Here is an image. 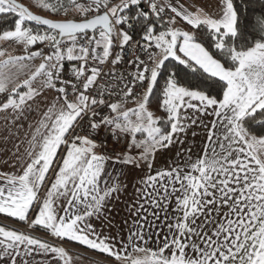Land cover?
I'll use <instances>...</instances> for the list:
<instances>
[{
	"label": "snow or ice",
	"instance_id": "6c2138e0",
	"mask_svg": "<svg viewBox=\"0 0 264 264\" xmlns=\"http://www.w3.org/2000/svg\"><path fill=\"white\" fill-rule=\"evenodd\" d=\"M70 3L81 19L43 18L17 0H0V14L14 17V27L0 32V41L22 45L26 53L0 59V94L14 85L0 100V112L26 119L42 94L32 87L37 78L57 94L37 124L29 125L28 146L16 157L21 172L0 173V214L29 222L36 209L31 230L38 226L60 241L78 242L114 264H264V11L241 28L235 0H216L214 12L195 6V0L194 11L180 0ZM38 6L67 11L65 0H38ZM248 26L258 38L249 39ZM37 43L51 51L31 50ZM126 49L135 71L127 73V82L124 73L114 80L123 85L119 92L112 81L96 91L102 66L121 64ZM36 57L41 63L17 83L28 67L22 61ZM65 62L72 64L71 79L64 77ZM107 75L116 77L111 70ZM157 89L162 95L157 109L164 117L148 107ZM129 98L136 107H125ZM203 116L214 119L204 124ZM193 126H202L207 136L195 159L191 148L183 149ZM101 127L117 140V133L123 134L128 151L115 159L137 168L151 170L157 151L181 145L178 159L150 171L137 190L144 203L163 212V218L152 213L158 227L154 223L146 230V217L145 223L133 220L127 237L117 239L96 233L89 222L120 191L118 185L100 187L106 157L96 152L94 137ZM133 149L139 152L133 155ZM49 174L54 179L41 199ZM49 253L48 264L66 256L63 247L0 226V264H33L30 257Z\"/></svg>",
	"mask_w": 264,
	"mask_h": 264
},
{
	"label": "crops",
	"instance_id": "0c3cea01",
	"mask_svg": "<svg viewBox=\"0 0 264 264\" xmlns=\"http://www.w3.org/2000/svg\"><path fill=\"white\" fill-rule=\"evenodd\" d=\"M116 2H118V0H116ZM164 2L167 3L168 0H164ZM180 3H185V6L189 7L190 11L195 10V7L190 6L192 0H187V2L186 0H180ZM215 5L216 0H195V6H203L205 10L209 12L215 11ZM10 49L11 48L8 46L9 52H11ZM36 90L42 94L35 97V101L38 103H33L32 112L27 115L26 119H12L10 110L7 112H0V173L19 174L21 172L22 161H18L16 157L17 155L23 156L25 148L28 146L27 140L30 139V134L33 131L29 125L35 126L37 124L42 118V112L45 111L55 100L57 95L54 90L44 88L42 85L38 86ZM8 91H11V87L8 88ZM37 108L40 110L38 111ZM189 113H191V110H189ZM5 117H8L7 122L5 121ZM213 119L214 117L212 116H203L204 124H208V122ZM193 132L197 133V135L193 136ZM180 139H184L183 133L180 136ZM185 142L193 144L192 146L183 145V149L186 151L188 148H191L193 159H195L197 153L202 154L203 146L207 142L205 129L202 126L191 127L187 131V139ZM17 147H19L18 153ZM180 149L181 145L177 143L168 149L157 151L155 156L158 158L154 159L153 168L149 170L146 165L137 168L117 162L115 158L106 156L97 147L96 152L106 157L104 172L100 182L101 189H104L106 186L110 187L112 185H118L120 191L118 193H113L105 202L99 218L95 215L89 218V222L94 225L96 233H102L105 236H115L117 239H119L120 236L126 238L127 230L132 226L133 220L145 223V217L147 220V223L145 224L146 230H148L149 225H153L154 223H156L158 227V222L155 221L152 213L154 211L159 212L161 218H163V212L154 208L150 204L144 203L143 198L138 196L137 190L144 188L141 181L150 174V171L154 174L158 170L166 169L172 164L173 160L178 159L176 153ZM134 150L135 152L133 155L138 153L136 149ZM120 157L122 158L123 154L120 155ZM52 179H54V177L49 174L46 178L45 185L39 192L41 199L45 197L46 188L49 186V181ZM3 183L4 177L0 176V184ZM142 203H144L143 209L140 208ZM36 211V209L32 210V214L29 217L30 220L34 218ZM169 211H171V209H169ZM135 212H138L139 215H133ZM13 224L14 223L9 220H2L0 218V226H4L9 230L23 231L26 234L30 233L20 228L19 225ZM27 228L31 230L28 225ZM30 234L36 238L46 240L54 246L63 247L65 249L66 256L64 260H58L57 264H65V260L67 261V264H114V261L106 254L103 255V253L89 249L87 246L80 245L78 242L60 241L58 238L51 237L50 234L38 231H34V233ZM149 246H154L151 241L149 242ZM52 255L53 254L49 253L48 256L39 255L30 257L29 259L33 260V264H36L37 261H44L45 264H48L49 257ZM132 255L143 254L132 253Z\"/></svg>",
	"mask_w": 264,
	"mask_h": 264
},
{
	"label": "built area",
	"instance_id": "2783aa9c",
	"mask_svg": "<svg viewBox=\"0 0 264 264\" xmlns=\"http://www.w3.org/2000/svg\"><path fill=\"white\" fill-rule=\"evenodd\" d=\"M77 2L87 3V0H77ZM72 7H74V5ZM73 18H75L77 20L81 19L80 13L77 12L75 8H69L66 11L65 19H73ZM134 39L139 40L140 36L134 35ZM40 50H43L46 53L51 51V49L47 48L45 46V44L41 45ZM113 51H114V54H116V53H119L120 50L118 48H114ZM123 56H124V61L121 64L116 65L115 67H112L111 65L102 66L104 69V73L102 74V76L97 81V86L95 89L96 91H99L100 89L104 88L105 85L109 84V82L112 81L113 83L111 84V87L115 88L116 91L119 92L120 88L123 87V85L121 84L120 86H117L114 83V80L118 79L121 73L125 74V81L124 82H127V73L134 72L135 67L128 63V61L133 58L131 50L126 49L125 52L123 53ZM71 67H72L71 63L65 62L64 77L66 79L72 78V74L70 71ZM110 70L114 71L116 73L115 78L107 75V73ZM137 91H140V90L137 89ZM71 98L72 97L70 95L69 99H71ZM106 98H107V94H106ZM116 99H117V96H115V95L111 96V100L113 102H115ZM131 102H133V101L131 98H129L125 104H129ZM102 113L104 115H108L109 110L107 108H104V109H102ZM97 119H99V118L97 117ZM77 131H80V130L78 129ZM117 135L121 136V138L119 140H117L115 137L111 136L110 132L108 130H106L104 127H101L98 135H96L94 137L95 142L97 143L100 151L110 158H116L117 156H120V155H122L128 151V141L123 137V134L117 133ZM134 152H135V150L133 149L132 154ZM29 222H30V219H29ZM29 222H26L23 226H19V227L22 228L23 230H26L30 233H33L31 230H29L27 228V225ZM13 225H15V224H13Z\"/></svg>",
	"mask_w": 264,
	"mask_h": 264
},
{
	"label": "trees",
	"instance_id": "16d2710c",
	"mask_svg": "<svg viewBox=\"0 0 264 264\" xmlns=\"http://www.w3.org/2000/svg\"><path fill=\"white\" fill-rule=\"evenodd\" d=\"M18 1L22 2L21 0H18ZM65 6L72 7L73 5L70 3V0H65ZM235 6L237 7L238 12H239L241 28H243L249 19L254 20L256 16L260 15L261 12L264 11V0H235ZM59 15H60V12L52 13L50 11H47V14L45 16L50 17L52 19H64L60 17ZM12 27H14L13 15L0 14V32L6 29H10ZM248 32L252 34L251 36H249V39L258 38L255 30L251 26H248ZM36 45L41 46L42 44L37 43ZM181 75H183V73ZM9 93L10 92L0 94L1 95L0 100H4L6 95ZM213 94H215V90H213ZM161 99H162V95H161L160 90L159 89L155 90L151 97V105H152L153 110L156 113H158V116L164 117L166 114L162 110L157 109V102L160 101ZM0 218L2 220H9L10 222L14 223L15 225H19V226L24 225L26 223V222H19L16 218L7 217L4 214H0ZM31 231L33 233L34 231H38V232L47 234L44 230L40 229L38 226L36 230L34 231L31 230ZM65 241H68V240L65 239Z\"/></svg>",
	"mask_w": 264,
	"mask_h": 264
},
{
	"label": "rangeland",
	"instance_id": "374dc122",
	"mask_svg": "<svg viewBox=\"0 0 264 264\" xmlns=\"http://www.w3.org/2000/svg\"><path fill=\"white\" fill-rule=\"evenodd\" d=\"M23 4H25L26 6H28L34 13H37V14H40V15H43L45 16L47 14V11L48 10H44L42 8H40L38 6V0H21ZM49 2H51V0H49ZM67 10L69 8H75V7H68L66 6ZM60 17L64 18L66 17V11H60ZM177 27H184V25L182 23H177L176 25ZM11 43V44H10ZM8 46L11 48L9 52L8 50ZM40 45H34L32 46V49L33 51L35 50H40ZM0 51H4L5 52V56L4 57H0V59H7V57L9 55H12V56H23V55H26V53L24 52V49H23V46L22 45H19V44H16L15 42L13 41H0ZM23 64L27 65L28 67H25L16 77V82L17 83H22L23 80L27 79L31 73L33 71H35V68L41 63V57H36L32 60H24L22 61ZM13 71H15V69H13ZM40 85H43V79L42 78H37L33 81L32 83V87L37 89L38 86ZM14 85H9L8 88H12ZM19 91H27L26 88H21ZM11 93V91H8ZM0 98H1V95H0ZM125 107L126 108H134L136 107V104L134 102H131L129 104H125ZM149 110L150 111H153L155 113L156 116H158V113H156L153 108H152V105L151 103L149 104ZM203 120V117L201 118ZM182 134H180L181 136ZM184 145H188V146H192L193 144H190V143H187L185 142ZM136 151L139 152L138 149H136ZM155 158H158L157 156H155ZM95 264V263H93Z\"/></svg>",
	"mask_w": 264,
	"mask_h": 264
},
{
	"label": "water",
	"instance_id": "95a60500",
	"mask_svg": "<svg viewBox=\"0 0 264 264\" xmlns=\"http://www.w3.org/2000/svg\"><path fill=\"white\" fill-rule=\"evenodd\" d=\"M17 2L18 3H21V4H23L22 2H20V1H18L17 0ZM24 6H26L25 4H23ZM27 7V6H26ZM30 10V9H29ZM31 11V10H30ZM33 14H35V15H40V14H37V13H34L33 11H31ZM41 17H43V18H48V19H52V18H50V17H46V16H43V15H40ZM53 20H63V19H53Z\"/></svg>",
	"mask_w": 264,
	"mask_h": 264
}]
</instances>
